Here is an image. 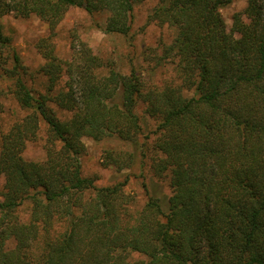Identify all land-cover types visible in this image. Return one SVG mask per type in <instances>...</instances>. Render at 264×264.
Instances as JSON below:
<instances>
[{"label":"trees","instance_id":"16d2710c","mask_svg":"<svg viewBox=\"0 0 264 264\" xmlns=\"http://www.w3.org/2000/svg\"><path fill=\"white\" fill-rule=\"evenodd\" d=\"M142 1L0 0V73L15 79L14 94L30 110L0 151V264H264V0H247L249 22L235 15L240 38L221 13L233 0H157L148 21L176 29L164 55H174L179 84L151 87L135 69L124 74L109 64L101 75L104 62L84 42L74 41L63 60L50 37L40 44L45 93L27 87L16 54L7 67L6 14L36 15L52 36L77 6L108 12L105 30L128 34ZM140 102L158 119L153 170L169 179L171 194L166 207L150 195L134 215L126 181L97 186L83 176L81 156L84 136L136 140ZM50 103L71 117L61 119ZM40 118L52 135L44 162L22 154ZM131 159L110 150L104 163L127 166ZM27 198L31 214L23 220L17 209Z\"/></svg>","mask_w":264,"mask_h":264},{"label":"rangeland","instance_id":"374dc122","mask_svg":"<svg viewBox=\"0 0 264 264\" xmlns=\"http://www.w3.org/2000/svg\"><path fill=\"white\" fill-rule=\"evenodd\" d=\"M156 4L157 0H144L134 6L128 34L105 30L108 12L90 13L77 6L69 8L52 36L48 23L36 15L23 17L15 13L6 14L1 18V22L11 44L6 50L9 52L7 67H13V57L16 54L19 71L27 87L37 94L45 93L49 80L42 70L46 62L43 52L45 43L42 47L40 44L43 38L50 37L48 42L53 45L56 55L63 60L71 57L74 41L76 45L84 42L104 62V65L97 69L101 75L106 74L109 65H112L124 74H130L135 69L146 85L151 87L179 84L181 79L173 59L174 55L167 58L164 55L165 48L176 36V29L169 24L148 21V15ZM247 5V0H233L221 8L227 29L232 30L238 38L244 35L234 30V17L240 14L245 22H249ZM64 80L65 77L59 86ZM14 89L15 79L4 72L0 73V151L4 135L30 112L17 100ZM50 106L61 119H68L72 115L55 103H50ZM136 110L142 123V132L136 140L127 141L116 135L102 139L84 136L85 152L81 156L83 176L94 178L97 186H110L126 181L124 191L131 199L129 209L134 215L143 208L150 195L159 196L166 207L168 196L171 194L169 179L158 176L153 170V162L159 155L154 146L158 119L148 115L145 105L141 102ZM51 140L49 126L40 118L35 136L25 141L23 156L28 160L44 162L48 157ZM53 145L59 148L61 142H54ZM110 150L122 156L131 155L130 165H106L105 155ZM5 183V177L0 174V200L4 199ZM31 208L32 200L25 199L17 209L18 216L28 220Z\"/></svg>","mask_w":264,"mask_h":264}]
</instances>
